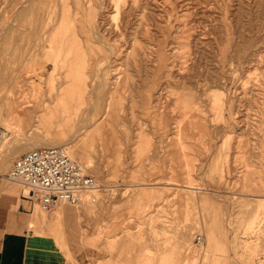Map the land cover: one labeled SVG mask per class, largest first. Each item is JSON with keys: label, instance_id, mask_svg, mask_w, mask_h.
Listing matches in <instances>:
<instances>
[{"label": "rangeland", "instance_id": "1", "mask_svg": "<svg viewBox=\"0 0 264 264\" xmlns=\"http://www.w3.org/2000/svg\"><path fill=\"white\" fill-rule=\"evenodd\" d=\"M15 101L51 119L30 148L66 146L103 188L98 215L43 233L69 264H264V0H0L4 178L30 149ZM61 206L80 209H35L55 226Z\"/></svg>", "mask_w": 264, "mask_h": 264}, {"label": "crops", "instance_id": "2", "mask_svg": "<svg viewBox=\"0 0 264 264\" xmlns=\"http://www.w3.org/2000/svg\"><path fill=\"white\" fill-rule=\"evenodd\" d=\"M42 105L44 110V102H42ZM25 106L15 101L8 106L5 112L7 117H11L10 120L12 122H10L16 124L21 133V137H17L15 141L19 142L18 145L20 146L17 151H26L32 143L40 144L51 141V135L39 126L40 116H32L30 108ZM11 155H6V159L3 162L2 160L0 161V175L3 179L0 184V264H69L62 251L55 244L53 237L51 238L50 235L43 233L49 231L52 234V231L54 232L57 226V229H59L60 226L63 227L62 225L65 222L78 225L82 218H91L98 215L99 207H91L92 209H90L82 205V207H77L80 208L79 211L70 214V208L61 206L53 217L55 218V226L52 225L51 222L44 218V215L37 213L39 208L34 202L22 197L25 193L17 186L18 184L13 181L10 182L11 180H8L7 177L4 178L3 174H1L7 167V161ZM6 181L10 182V184L5 183ZM1 193H3V196ZM28 194L25 196H28ZM31 228L34 229V232L31 231ZM113 238H115L114 241L112 240ZM105 243L108 250L111 251V246L118 248L120 244H133L134 238L130 234H122L118 237L107 236ZM173 249L174 247L169 252H172ZM162 252L160 258L164 256ZM136 257L140 258L142 262L147 261L146 264H149L148 261L151 262L150 258L142 254H137ZM113 259H109L112 262L107 261L100 264L122 263L116 257V261H113Z\"/></svg>", "mask_w": 264, "mask_h": 264}, {"label": "built area", "instance_id": "3", "mask_svg": "<svg viewBox=\"0 0 264 264\" xmlns=\"http://www.w3.org/2000/svg\"><path fill=\"white\" fill-rule=\"evenodd\" d=\"M8 135L9 131H0V137ZM6 177L22 183L29 191L28 196L22 197L44 212L58 204L82 207L102 199L100 182L64 146L28 149L14 158Z\"/></svg>", "mask_w": 264, "mask_h": 264}, {"label": "bare ground", "instance_id": "4", "mask_svg": "<svg viewBox=\"0 0 264 264\" xmlns=\"http://www.w3.org/2000/svg\"><path fill=\"white\" fill-rule=\"evenodd\" d=\"M31 42H32V40H31ZM43 42V41H42ZM30 46H35V44H33V43H30ZM62 62H63V59H62ZM62 65H64V66H69L70 64H65L64 62L62 63ZM76 72H75V70L73 69V67L71 66L70 67V69L68 70V71H66V73H65V79L67 78V77H75L76 76ZM65 81V80H64ZM70 81H71V78H70ZM55 86V84L53 83L52 84V86H51V89H53V88H55L54 87ZM96 86V85H95ZM33 88H34V94H36V93H39L40 92V88H41V86L39 85V84H37V83H34V85H33ZM57 89V88H56ZM64 90V91H63ZM62 91H63V93L62 94H60L59 96H60V99H61V101H64V109H66V110H69L73 105L71 104L72 103V101H71V97H72V92H73V90H71L70 88L69 89H63ZM58 93V92H57ZM48 94H51V91L50 90H48ZM77 99V98H76ZM79 100H81V99H79ZM82 102V101H81ZM40 117H39V122H44V121H46V122H49L50 121V123H51V119H49L48 118V116L47 117H44L43 115H39ZM11 119V118H10ZM9 119V121H11ZM12 122V121H11ZM10 122V123H11ZM50 123H48V124H50ZM9 131V130H8ZM10 134V133H9ZM1 139H0V145L2 144V143H4V141L7 139V138H5V137H0ZM62 144H64V143H62ZM48 145H50V146H58V144H48ZM62 146H64V145H62ZM66 149H67V147L66 146H64ZM67 151H68V149H67ZM68 153H69V151H68ZM71 155V154H70ZM83 161H84V163L86 164V160H85V158L83 157ZM91 172H93V174H95V172L93 171V170H91ZM2 180V178H1V176H0V181ZM9 180V179H8ZM11 180V179H10ZM11 181H13V182H15V183H19L20 185H22V187L23 188H25L26 189V187L22 184V183H20V182H18V181H14V180H11ZM27 190V189H26ZM28 193H29V191H28ZM29 195V194H28ZM78 220V219H77Z\"/></svg>", "mask_w": 264, "mask_h": 264}]
</instances>
